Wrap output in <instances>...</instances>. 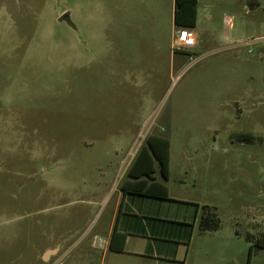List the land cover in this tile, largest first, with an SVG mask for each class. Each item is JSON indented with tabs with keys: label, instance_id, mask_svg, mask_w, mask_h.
<instances>
[{
	"label": "rangeland",
	"instance_id": "rangeland-1",
	"mask_svg": "<svg viewBox=\"0 0 264 264\" xmlns=\"http://www.w3.org/2000/svg\"><path fill=\"white\" fill-rule=\"evenodd\" d=\"M257 1L199 0L200 36L175 55L172 38L89 39L65 16L82 0H0V264H105L97 240L150 134L170 138L156 176L173 199L151 213L195 222L188 262L247 264L252 246L264 264L263 50L226 49L264 35ZM204 205L217 230L199 229Z\"/></svg>",
	"mask_w": 264,
	"mask_h": 264
},
{
	"label": "crops",
	"instance_id": "crops-1",
	"mask_svg": "<svg viewBox=\"0 0 264 264\" xmlns=\"http://www.w3.org/2000/svg\"><path fill=\"white\" fill-rule=\"evenodd\" d=\"M248 5L250 7H259L260 3L257 0H248ZM175 9V0H82L78 6L73 4V6L68 7L67 16L73 26L76 27V16H78L79 12H82L84 31L89 34V39L93 41H101L106 36L111 35L117 42L129 41L131 48H140L147 51L151 49L159 50L163 41H169L170 38H173L177 30L174 23ZM198 10L196 26L191 28L196 34V39L197 36L198 38L200 36L199 32H197ZM167 20L172 21V25H169ZM246 42L249 44L257 43L252 40H239L228 44L226 49L238 50V48L246 46ZM180 52L184 51H175L173 49L172 53L176 55V53ZM185 52L190 53L192 50L190 49ZM240 103L241 100L236 101L237 108H239ZM122 200L125 203V208L134 214L152 216L175 222H191L179 217L154 215L151 213L150 205L155 199L139 196L124 197L121 193L117 201L118 206L116 205L117 208L107 225L106 239L102 238L105 244L102 252L105 264H192L188 262L186 255L195 229L194 221L189 245L181 241L161 240L149 234L145 236L128 234L124 251L117 252L109 249L111 233ZM137 225L138 221L135 217L121 214L118 224L119 228L129 227V229H134ZM59 248L60 246L56 248L47 247L44 249V252ZM49 257L47 259L51 261L52 258L51 256Z\"/></svg>",
	"mask_w": 264,
	"mask_h": 264
},
{
	"label": "trees",
	"instance_id": "trees-1",
	"mask_svg": "<svg viewBox=\"0 0 264 264\" xmlns=\"http://www.w3.org/2000/svg\"><path fill=\"white\" fill-rule=\"evenodd\" d=\"M176 9L174 23L177 28H194L197 22L198 0H175ZM184 53H188L185 52ZM246 137L252 138L247 135ZM159 170L161 178L166 181L170 175V138L167 135L150 134L138 150L134 160L127 170V176L120 183V191L124 197L139 196L162 201H173L170 198L169 187L157 178ZM198 213V206L196 214ZM129 215L136 218L138 225L134 229L119 228V218ZM145 220V221H144ZM158 223V224H156ZM219 219L216 211L209 205H204L200 215L199 229L203 232L217 230ZM194 228V222H175L152 216L134 214L125 208V203L119 205L118 215L111 233L109 249L122 252L125 249L128 234L138 236L150 235L161 240H173L189 245ZM249 237V236H248ZM263 244V243H261ZM252 246L249 250L247 264H250Z\"/></svg>",
	"mask_w": 264,
	"mask_h": 264
},
{
	"label": "built area",
	"instance_id": "built-area-1",
	"mask_svg": "<svg viewBox=\"0 0 264 264\" xmlns=\"http://www.w3.org/2000/svg\"><path fill=\"white\" fill-rule=\"evenodd\" d=\"M252 41H256L261 49L263 50V58H264V36H258L252 39ZM247 45H250L246 42ZM196 45V34L195 32L188 27H179L172 38V48L175 51H188L192 47ZM97 242L99 244L104 243L102 238H98Z\"/></svg>",
	"mask_w": 264,
	"mask_h": 264
},
{
	"label": "water",
	"instance_id": "water-1",
	"mask_svg": "<svg viewBox=\"0 0 264 264\" xmlns=\"http://www.w3.org/2000/svg\"><path fill=\"white\" fill-rule=\"evenodd\" d=\"M65 16H67V15H65ZM54 251H55V249L46 251L45 255H44L45 256L44 258L46 259L47 257H49L50 254H52Z\"/></svg>",
	"mask_w": 264,
	"mask_h": 264
}]
</instances>
